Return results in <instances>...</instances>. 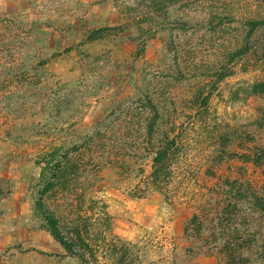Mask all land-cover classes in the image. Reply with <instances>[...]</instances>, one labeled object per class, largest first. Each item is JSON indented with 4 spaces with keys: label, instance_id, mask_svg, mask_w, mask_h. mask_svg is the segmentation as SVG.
I'll use <instances>...</instances> for the list:
<instances>
[{
    "label": "trees",
    "instance_id": "16d2710c",
    "mask_svg": "<svg viewBox=\"0 0 264 264\" xmlns=\"http://www.w3.org/2000/svg\"><path fill=\"white\" fill-rule=\"evenodd\" d=\"M127 1L126 15L136 22L124 32L135 28L143 39L165 33L168 72L147 73L138 96L118 101L90 127L83 125L85 104L74 89H67L69 97H49L47 118L36 125L42 173L35 219L77 264H141L139 252L112 237V218L100 202L88 204L85 192L109 170L129 181L135 197L152 193L171 206L178 183L184 186L194 174L197 181L204 170L217 181V198L194 214L186 240L217 257L218 264H264V113L257 124L240 126L223 122L217 105L231 80L248 73L254 57L255 68L264 63V18L241 16L244 1L258 0ZM105 35L90 37L87 46ZM79 48L84 46L65 56ZM250 98L264 101V80L229 92L232 105ZM210 140L198 155L197 147ZM198 163L202 166L190 172ZM235 163L237 176L220 175L223 166ZM250 168L262 179H248ZM80 188L83 195L77 196ZM9 192L0 181V208ZM187 259L176 264H197L194 255Z\"/></svg>",
    "mask_w": 264,
    "mask_h": 264
},
{
    "label": "rangeland",
    "instance_id": "374dc122",
    "mask_svg": "<svg viewBox=\"0 0 264 264\" xmlns=\"http://www.w3.org/2000/svg\"><path fill=\"white\" fill-rule=\"evenodd\" d=\"M128 2L0 0V181L10 189L0 208V264H77L47 226L34 217V194L42 173V167L37 166L40 141L35 137L36 125L47 118L49 97H69L68 88L76 91L79 100L83 98V125L90 127L102 122L118 101L138 96L147 73L168 72L165 33L143 39L135 28L124 32V26L136 22L133 15H126ZM242 12V17L253 13L264 18V0H258L257 5L244 1ZM103 32L106 35L101 41L87 46L90 37ZM81 45L84 48L65 56L66 50ZM256 61L254 57L246 67L248 73L241 76L239 72L225 87V98L217 103L223 122L245 126L257 124L263 116L264 101L259 98L234 105L230 102L235 101L229 100V92L264 80V63L255 68ZM79 129L84 130L82 126ZM211 143L199 145L198 155ZM201 166H192L190 172ZM238 166H223L220 175L237 176ZM202 173L196 175L197 181L194 174L184 186L178 183L171 206L152 193L135 197L136 193L128 190L129 181L109 170L101 184L85 192V198L88 204H102L112 218V237L139 252L141 264L189 262L190 255L197 264H218L217 257L194 248L198 244L188 242L185 236L197 210L208 203L214 205L211 200L217 198V181L208 179L204 170ZM248 176L250 180L262 179L251 168ZM83 191L80 188L77 196Z\"/></svg>",
    "mask_w": 264,
    "mask_h": 264
}]
</instances>
